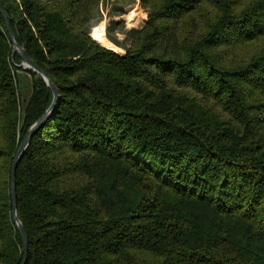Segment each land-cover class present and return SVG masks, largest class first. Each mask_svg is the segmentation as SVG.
I'll return each instance as SVG.
<instances>
[{"label":"trees","instance_id":"obj_1","mask_svg":"<svg viewBox=\"0 0 264 264\" xmlns=\"http://www.w3.org/2000/svg\"><path fill=\"white\" fill-rule=\"evenodd\" d=\"M99 3L0 0L60 94L16 171L27 264H264V0H142L123 54ZM21 63L0 13V264L24 261L12 166L53 101Z\"/></svg>","mask_w":264,"mask_h":264},{"label":"water","instance_id":"obj_2","mask_svg":"<svg viewBox=\"0 0 264 264\" xmlns=\"http://www.w3.org/2000/svg\"><path fill=\"white\" fill-rule=\"evenodd\" d=\"M0 13L4 19L6 29L9 34V38L11 41V44L13 46V52L17 53L22 60V63L20 66H22L25 70H32L33 72L37 73L39 77H41L48 88L53 93V101L51 106L47 109L45 114L37 121L35 122L27 131L25 134L20 147L18 149L17 155L15 157V160L13 162L12 166V173H11V192H12V198H13V218L15 221V224L17 226V229L20 233L22 243H23V250H24V261L23 264H27L28 261V252H29V236L26 229V226L24 222L21 220L18 212V198H17V184H16V171L19 165V162L21 160V157L29 147L32 137L35 135V133L49 120V118L53 115L56 108L58 107L60 103V94L58 91V88L53 81V79L44 72L41 68H39L35 62L31 59L29 54L27 53L26 49L19 45V43L16 41L12 26L10 17L7 13V11L1 7L0 5Z\"/></svg>","mask_w":264,"mask_h":264},{"label":"rangeland","instance_id":"obj_3","mask_svg":"<svg viewBox=\"0 0 264 264\" xmlns=\"http://www.w3.org/2000/svg\"><path fill=\"white\" fill-rule=\"evenodd\" d=\"M135 5H139L140 10L143 11L146 16L141 20L140 23L134 26H129L123 16H125L126 11L130 7ZM149 13L150 8L145 7L142 3V0H100L96 17L90 24V34L92 38L103 47L123 54L130 44L126 36L127 31L132 28H142L145 24V21L148 19ZM102 23L106 24L105 36L113 44V48L104 46L93 36V31L95 28L99 27ZM19 78L22 82L24 74H20ZM24 96L26 97V95Z\"/></svg>","mask_w":264,"mask_h":264},{"label":"bare ground","instance_id":"obj_4","mask_svg":"<svg viewBox=\"0 0 264 264\" xmlns=\"http://www.w3.org/2000/svg\"><path fill=\"white\" fill-rule=\"evenodd\" d=\"M146 16V14L140 10L139 5H135L130 7L124 17L129 26H134L141 22V20ZM106 24L102 23L99 27L95 28L93 31V36L98 40L101 44L108 48H113V44L106 38L105 34Z\"/></svg>","mask_w":264,"mask_h":264}]
</instances>
